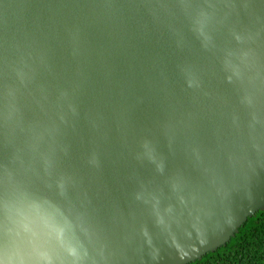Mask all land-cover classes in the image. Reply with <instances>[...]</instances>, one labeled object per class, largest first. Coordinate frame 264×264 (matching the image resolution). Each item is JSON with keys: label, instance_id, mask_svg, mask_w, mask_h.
I'll return each mask as SVG.
<instances>
[{"label": "water", "instance_id": "obj_1", "mask_svg": "<svg viewBox=\"0 0 264 264\" xmlns=\"http://www.w3.org/2000/svg\"><path fill=\"white\" fill-rule=\"evenodd\" d=\"M264 209V0H0V264H189Z\"/></svg>", "mask_w": 264, "mask_h": 264}, {"label": "trees", "instance_id": "obj_2", "mask_svg": "<svg viewBox=\"0 0 264 264\" xmlns=\"http://www.w3.org/2000/svg\"><path fill=\"white\" fill-rule=\"evenodd\" d=\"M189 264H264V209L247 218L224 246Z\"/></svg>", "mask_w": 264, "mask_h": 264}]
</instances>
